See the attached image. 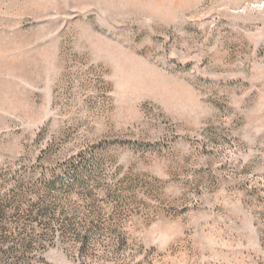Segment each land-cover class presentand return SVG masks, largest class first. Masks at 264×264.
Wrapping results in <instances>:
<instances>
[{
    "label": "rangeland",
    "instance_id": "374dc122",
    "mask_svg": "<svg viewBox=\"0 0 264 264\" xmlns=\"http://www.w3.org/2000/svg\"><path fill=\"white\" fill-rule=\"evenodd\" d=\"M0 205V264H264V0H0Z\"/></svg>",
    "mask_w": 264,
    "mask_h": 264
},
{
    "label": "trees",
    "instance_id": "16d2710c",
    "mask_svg": "<svg viewBox=\"0 0 264 264\" xmlns=\"http://www.w3.org/2000/svg\"><path fill=\"white\" fill-rule=\"evenodd\" d=\"M38 204H40V206H45V208L43 209L45 213L39 215V211H37L34 213L35 216L32 217L31 215L33 211L31 210L29 212V216L31 217L30 222L32 223V225L34 223V226H32L31 230L28 231V233H26L24 236H22V232H18L17 234L14 229L10 227V225H7L8 221H5V229H3L4 233H6L4 234L5 238L8 240V238L10 237H18L17 244L8 247V250H4L5 252L9 253L10 250V252L19 251L21 253H28L33 250L32 248L36 241L51 240L53 242H61V239L63 238H70L71 240H73V236L76 239L81 237V234L83 233L81 231L82 227L77 220L72 221L69 216L63 218L62 215L61 219L54 212H52V210L50 211V209H48V206H46L43 200L38 201ZM9 207L10 206H8V208ZM8 208L7 205H0V218H3L0 219V221L4 222V220L7 218L6 212L8 211ZM88 233L89 231H86V233H84V235L82 236V240H80V245L84 250H86V248L88 249L89 244L91 243L89 242L90 236L88 235ZM19 259L25 260L23 257H20Z\"/></svg>",
    "mask_w": 264,
    "mask_h": 264
}]
</instances>
